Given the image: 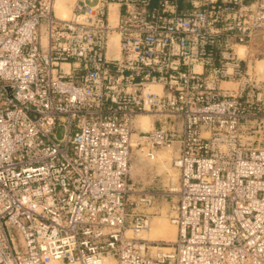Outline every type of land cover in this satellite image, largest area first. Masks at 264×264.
Returning a JSON list of instances; mask_svg holds the SVG:
<instances>
[{
	"label": "built area",
	"instance_id": "obj_1",
	"mask_svg": "<svg viewBox=\"0 0 264 264\" xmlns=\"http://www.w3.org/2000/svg\"><path fill=\"white\" fill-rule=\"evenodd\" d=\"M261 34L264 0H0V264H264ZM134 146L174 151L169 246Z\"/></svg>",
	"mask_w": 264,
	"mask_h": 264
},
{
	"label": "rangeland",
	"instance_id": "obj_2",
	"mask_svg": "<svg viewBox=\"0 0 264 264\" xmlns=\"http://www.w3.org/2000/svg\"><path fill=\"white\" fill-rule=\"evenodd\" d=\"M116 6V5H115ZM248 50V61L251 63L252 68L264 77V34L257 35L250 42L247 43ZM152 118V116H151ZM153 119V118H152ZM58 136L62 137L64 134V128L60 127L57 131ZM140 149L133 147L132 157L138 156L137 153ZM143 152V151H139ZM143 166L146 168L151 167V172L156 169V174L154 173L150 179H141L137 182L132 180V182L148 194L153 192L159 193L155 195V200L145 206H138L135 210L141 211L146 214H150L153 217V222L149 229L142 232V236L148 239L150 236V231L154 228H158L162 222H165L167 226L160 228L155 232L156 236L153 239H148L155 241L156 246H169L171 242L176 239L177 227L170 220L169 213L171 211L170 207L172 205V199L170 197H165L163 193L170 187L175 186L178 183V170L174 167V151L173 150H161L158 151L156 157L150 160L145 153H143ZM146 177V176H145ZM134 197V196H133ZM157 216L158 218H154ZM176 231L175 235L172 231ZM158 242V243H157ZM111 261H114L110 259ZM57 264H74L58 262Z\"/></svg>",
	"mask_w": 264,
	"mask_h": 264
},
{
	"label": "bare ground",
	"instance_id": "obj_3",
	"mask_svg": "<svg viewBox=\"0 0 264 264\" xmlns=\"http://www.w3.org/2000/svg\"><path fill=\"white\" fill-rule=\"evenodd\" d=\"M73 2L74 0H56V9L58 14L63 18H69L72 15ZM116 17H117V7L113 5L111 6V10H110V18L111 20L116 21ZM243 48L244 47H242L241 49L243 50ZM136 124L141 125L145 129H148L152 127L153 120L149 115H141L138 117ZM154 218H158V217L154 216ZM152 222H153V218H152ZM164 226H167V224H165V222H162L159 227L163 228ZM159 227L158 228L156 227L150 231L151 234L150 236H148V239L149 238L153 239L154 238L153 236H156L155 232H157L160 229ZM172 232L175 235L176 231L174 230ZM57 263L58 262H54L52 264H57ZM74 264H78V263H74ZM105 264H114V261H111L110 259H106Z\"/></svg>",
	"mask_w": 264,
	"mask_h": 264
},
{
	"label": "crops",
	"instance_id": "obj_4",
	"mask_svg": "<svg viewBox=\"0 0 264 264\" xmlns=\"http://www.w3.org/2000/svg\"><path fill=\"white\" fill-rule=\"evenodd\" d=\"M137 126H139V125H137ZM139 151L137 153L138 156L131 157V159H130V167H129V180L130 181L134 180L137 182L138 180H141L142 178L143 179H150L154 173L155 174L157 173L156 169L153 172H151V170H152L151 167L147 168V166H146V168H145L143 166L144 162H143V157L141 158V156H143L144 152H139ZM150 160H153V159H150Z\"/></svg>",
	"mask_w": 264,
	"mask_h": 264
}]
</instances>
